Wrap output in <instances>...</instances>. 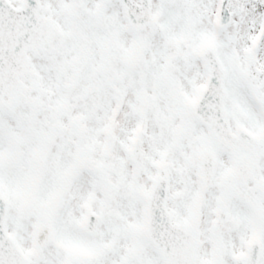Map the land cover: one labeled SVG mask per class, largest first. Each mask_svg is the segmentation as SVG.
Here are the masks:
<instances>
[{
    "label": "snow or ice",
    "instance_id": "1",
    "mask_svg": "<svg viewBox=\"0 0 264 264\" xmlns=\"http://www.w3.org/2000/svg\"><path fill=\"white\" fill-rule=\"evenodd\" d=\"M0 264H264V0H0Z\"/></svg>",
    "mask_w": 264,
    "mask_h": 264
}]
</instances>
